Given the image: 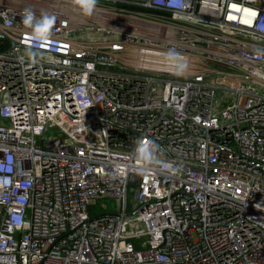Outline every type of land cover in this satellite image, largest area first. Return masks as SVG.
Instances as JSON below:
<instances>
[{"label":"built area","instance_id":"obj_1","mask_svg":"<svg viewBox=\"0 0 264 264\" xmlns=\"http://www.w3.org/2000/svg\"><path fill=\"white\" fill-rule=\"evenodd\" d=\"M87 7L0 0V264H264V0Z\"/></svg>","mask_w":264,"mask_h":264},{"label":"clouds","instance_id":"obj_2","mask_svg":"<svg viewBox=\"0 0 264 264\" xmlns=\"http://www.w3.org/2000/svg\"><path fill=\"white\" fill-rule=\"evenodd\" d=\"M94 4H95V0H88V7L86 10L90 12ZM31 21H32V16H31V13H29L25 17L24 22L26 25H31ZM52 23H53V20L51 17H48V16L43 17L41 21L39 22V24L35 26L34 33H33L34 38L37 40L46 39L47 37L45 33L47 32V29L51 28ZM137 150L139 153L145 154L144 156L149 154V148L146 145H139Z\"/></svg>","mask_w":264,"mask_h":264},{"label":"rangeland","instance_id":"obj_3","mask_svg":"<svg viewBox=\"0 0 264 264\" xmlns=\"http://www.w3.org/2000/svg\"><path fill=\"white\" fill-rule=\"evenodd\" d=\"M218 95V94H217ZM219 97V95L217 96V98ZM102 204H107V205H109V206H111V201H102L101 203H100V205H102Z\"/></svg>","mask_w":264,"mask_h":264}]
</instances>
